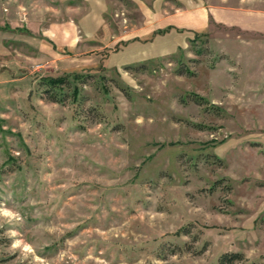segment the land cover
<instances>
[{
  "label": "rangeland",
  "instance_id": "374dc122",
  "mask_svg": "<svg viewBox=\"0 0 264 264\" xmlns=\"http://www.w3.org/2000/svg\"><path fill=\"white\" fill-rule=\"evenodd\" d=\"M225 251L264 264V0H0V264Z\"/></svg>",
  "mask_w": 264,
  "mask_h": 264
},
{
  "label": "trees",
  "instance_id": "16d2710c",
  "mask_svg": "<svg viewBox=\"0 0 264 264\" xmlns=\"http://www.w3.org/2000/svg\"><path fill=\"white\" fill-rule=\"evenodd\" d=\"M126 66L129 67L130 65L128 64ZM62 80H63L62 77H60V78L59 77L58 78L49 77L45 81L47 82V84H49L51 86H55L56 83L62 82ZM192 98H193V100H195L198 103H201L204 99L202 96H199L197 94H193ZM53 99H56V98H53ZM240 258H242V254L240 252L225 251L219 255L218 262L216 264L232 263L233 259H240ZM244 264H255V263L253 261H249V262H246Z\"/></svg>",
  "mask_w": 264,
  "mask_h": 264
},
{
  "label": "crops",
  "instance_id": "0c3cea01",
  "mask_svg": "<svg viewBox=\"0 0 264 264\" xmlns=\"http://www.w3.org/2000/svg\"><path fill=\"white\" fill-rule=\"evenodd\" d=\"M201 10H199V13L201 14L202 13V11L200 12ZM202 15V18L201 19H203L204 17H206V10H204V8H203V13L201 14ZM181 24H183V23H176V24H174L175 26H180ZM184 24H186V23H184ZM171 25V24H170ZM186 25H188V28H191V27H189L190 26V24L187 22V24ZM194 29V28H193ZM69 38H71V36L69 37ZM104 45H106V44H104Z\"/></svg>",
  "mask_w": 264,
  "mask_h": 264
}]
</instances>
